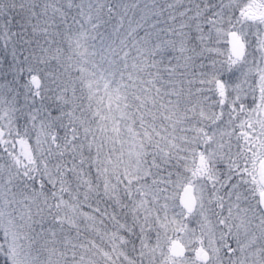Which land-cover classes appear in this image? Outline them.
Segmentation results:
<instances>
[{
  "label": "snow or ice",
  "instance_id": "1",
  "mask_svg": "<svg viewBox=\"0 0 264 264\" xmlns=\"http://www.w3.org/2000/svg\"><path fill=\"white\" fill-rule=\"evenodd\" d=\"M0 264H264V0H0Z\"/></svg>",
  "mask_w": 264,
  "mask_h": 264
}]
</instances>
